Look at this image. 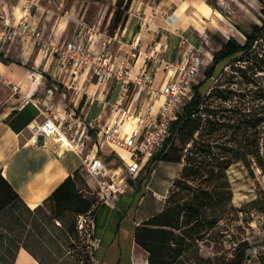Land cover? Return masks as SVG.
Segmentation results:
<instances>
[{"label": "crops", "instance_id": "crops-1", "mask_svg": "<svg viewBox=\"0 0 264 264\" xmlns=\"http://www.w3.org/2000/svg\"><path fill=\"white\" fill-rule=\"evenodd\" d=\"M89 1L112 9V14L117 0ZM247 1L256 8L255 1ZM256 1L262 8L264 0ZM84 2L85 0H40L33 15L32 26L39 28L36 25L38 19L39 22L41 20V25L49 23L50 18H54L49 15L51 11H57L56 15L66 11L87 22L85 18H90L87 16L90 4ZM18 3L19 0H0V12L16 13L20 8H17ZM239 3L246 10L245 14L247 10L255 14L247 2L239 0ZM260 10L258 16L261 15ZM126 14L124 24L110 32L117 34L124 41V44L120 45L115 40L108 48L111 58L118 61L130 52L129 44L134 37L140 38L138 47L144 50L148 49L153 41H160L161 45L165 46L162 51L164 61H174L178 59L182 37L195 44L199 43L202 33L210 39L207 30H211L213 21H220V16L224 18L221 0H132ZM235 17L236 15H233L230 18ZM245 22L249 25L257 23L251 18ZM100 29L108 32L101 27ZM53 31L54 27L50 29L49 36L55 38L57 31ZM76 33L74 24L67 25L59 42L66 40V37L73 38ZM211 61L212 58L206 59L207 65ZM54 67V59H44L29 41L17 40L13 44L5 45L0 52V176L19 195V198L0 212V218L12 214L16 216L20 208L33 212L48 204L50 209L48 197L68 175L73 174L82 165V157L79 154L65 151L51 137L41 135L35 143L29 140L31 125L44 119L42 105H36L30 100L40 87L35 82L39 80L45 85L42 101L46 102L56 94L61 105L65 106L69 93L72 105L80 106L79 111L85 114L88 120L96 118L100 111L90 115L91 105L111 93H108L107 89L112 82L99 86L93 81L86 85L89 98L87 97L88 101L82 102L81 105V94L64 87L53 74ZM39 69L44 70L43 78L39 77L43 73H37ZM164 77V73H157L159 85ZM108 101L112 102L109 99ZM182 168V163L161 160L147 179L138 185L134 182L133 187L118 196L112 206L102 205L98 208L93 216L97 264H148L147 251L134 240L135 229L165 207L169 192ZM157 194L163 196V199H158ZM11 264L45 262L27 246L21 245L17 248Z\"/></svg>", "mask_w": 264, "mask_h": 264}, {"label": "built area", "instance_id": "built-area-1", "mask_svg": "<svg viewBox=\"0 0 264 264\" xmlns=\"http://www.w3.org/2000/svg\"><path fill=\"white\" fill-rule=\"evenodd\" d=\"M24 1L19 13L0 12V52L5 45L17 40L29 41L44 59H54L53 74L64 87L77 94H86V85L93 81L99 86L110 82L113 83L111 86H118L115 100L103 101V106L108 108L103 123L98 117L87 120L77 110V105L61 109L60 103H43L37 97L30 99L36 105H42L44 119L31 125L29 140L35 143L41 135L51 137L65 151L79 154L82 165L96 185L98 203L94 205L95 211L102 205L112 206L118 196L133 187L141 171L169 137L173 122L194 94V86L204 77L205 59L213 56L211 40L204 33L200 34L198 44L182 37L178 59L169 62L162 57L165 46L160 41H153L144 50L138 47L140 38L134 37L129 44L130 52L118 61L112 59L108 51L115 40L124 44L117 34L102 31L97 24L80 22L71 39L59 42L47 38L42 29L32 26V10L38 0ZM158 72L165 74L160 85L157 83ZM111 90L108 88L107 92ZM132 121V128L127 131V124ZM92 136L95 140L86 150ZM102 143L120 154L128 153L126 167H108L97 154ZM157 198L162 200L163 196L157 194ZM94 214L88 212L78 216L80 231H88L86 223L90 219L93 221Z\"/></svg>", "mask_w": 264, "mask_h": 264}, {"label": "trees", "instance_id": "trees-1", "mask_svg": "<svg viewBox=\"0 0 264 264\" xmlns=\"http://www.w3.org/2000/svg\"><path fill=\"white\" fill-rule=\"evenodd\" d=\"M131 1H116L114 28L124 24ZM260 12V22L253 23L249 30L239 29L243 42L234 37L219 41L203 80L194 86V94L173 122L169 137L148 163V175L161 160L183 164L174 182L177 189L168 195L165 207L135 229L134 240L147 251L148 264H178L189 255L190 241L202 239L203 212L225 204L232 194L226 171L233 163L250 166L254 161L264 167V81L253 78L257 86L249 89L247 99L230 84L208 85L213 78L219 81L224 77L232 83L237 82L235 78L244 81L248 74L258 76V71H264V5ZM237 62H244V67H227ZM177 139L181 147L174 145ZM77 174L78 169L48 197L51 217L64 220L69 214L77 217L96 212L95 200L84 193ZM17 198L19 195L0 176V212ZM207 223L211 229L217 220ZM67 224V232L72 234L76 224ZM249 247L242 254L237 252L234 260L242 264Z\"/></svg>", "mask_w": 264, "mask_h": 264}, {"label": "rangeland", "instance_id": "rangeland-1", "mask_svg": "<svg viewBox=\"0 0 264 264\" xmlns=\"http://www.w3.org/2000/svg\"><path fill=\"white\" fill-rule=\"evenodd\" d=\"M243 1L249 4V1ZM252 1H255L257 4L256 8H253V5L249 4L253 11H255V14L248 10L247 14H245L246 10L239 3V0H221V12L224 18L220 16V21H213L211 30H207V34L211 39L210 46L213 47L212 52L220 47L219 41L227 40L230 37L243 42L244 35L239 29L243 31L250 29L249 26L251 25L245 22L249 18L257 23L260 22V15L258 16V13L261 5L256 0ZM24 3V0H19L17 5V8L20 7L18 13ZM84 3L90 4L87 9V16L90 18H85V20L89 24H97L109 33L112 32L114 28L112 21L113 13L111 14L112 9L106 8L95 1L85 0ZM38 6L37 4L32 10V15H35ZM56 12L51 11L49 13V15L54 17L50 18V25L49 23L41 25L42 22L41 20L39 22V19L36 22L39 28L42 27L40 29L44 31V35L47 38H54L49 36V31L53 27L54 31H57L54 39L59 41L62 31L67 25L71 26L74 24L77 29L80 22H85L84 19L78 18L66 11H62L59 15H56ZM233 15H236V17L230 18ZM66 38L68 39L69 37ZM205 63L203 67L204 71L208 67L206 59ZM243 63L237 62L227 67H244ZM248 67L254 66L249 65ZM226 70L229 71L228 68ZM43 72V69L37 71L38 74ZM44 76V73L42 76L39 75L42 78ZM253 78H258V81H264V71H258V76L248 74L244 81L241 78H235L237 82L232 83L229 81L231 79L225 80L224 77L219 81L213 78L209 81L208 85L214 86L216 83H223L222 86H225L230 84L229 87L237 93L245 94L244 98L247 99L250 97L249 89L257 86L256 80ZM240 80L242 81L241 83L239 82ZM35 83L41 88L39 87L34 97L42 101L45 96V85H42L39 80ZM108 88L112 89L110 95H107L105 99H101L100 101L96 100L90 107V115L100 110L97 116L100 123L105 121L107 116L106 111H108V108H105V105L103 106V101H108V99L114 101L118 93L117 85H109ZM81 95L83 103L88 101L87 94L82 93ZM67 97V105L65 106L61 105L59 97L56 94L47 100L55 104L60 103V108L62 109L63 107L72 106L71 94L67 93ZM237 99L240 98L237 97ZM47 100L46 102H48ZM42 102L46 103L45 101ZM228 102V104L238 103L235 101ZM94 140L93 136L88 139L86 150H89ZM174 145L181 147L178 139L175 140ZM98 149L97 154L106 161L107 166L110 168H119L120 166L124 168L129 162L128 153L121 152L120 154L113 151L107 143H102ZM100 149H103V151H100ZM104 153H107V155L104 156ZM148 168L147 164L135 181V185H138L149 177ZM226 175L232 193L231 196L225 204L207 208L203 212L202 220L205 222V229L200 233L202 239L190 241L191 248L189 249V255L181 259L178 264H239L238 261L234 260L235 254L237 252L242 254L246 246H250L252 251L242 264H264V167H260L254 161L250 166L245 165L243 162H236L227 169ZM77 180L80 186L85 189L84 193L93 198L96 205L98 203L96 185L94 182H91V178L83 165H80L78 168ZM174 189L177 188L173 184L169 195ZM212 219H216L217 223L213 228L209 229L207 222ZM71 221L76 224V230L72 234H69L67 232V223ZM78 221V216L74 217L70 214L64 220L51 217L48 204L35 209L33 212L20 208L16 216L12 214L11 216L1 217L0 264H11L17 248L21 245L27 246L45 264H97L95 261L96 243L93 235V221L91 219L87 221V227L85 226V228H88L87 232L84 229L80 231Z\"/></svg>", "mask_w": 264, "mask_h": 264}, {"label": "bare ground", "instance_id": "bare-ground-1", "mask_svg": "<svg viewBox=\"0 0 264 264\" xmlns=\"http://www.w3.org/2000/svg\"><path fill=\"white\" fill-rule=\"evenodd\" d=\"M133 121L127 124L126 130L129 131L132 128Z\"/></svg>", "mask_w": 264, "mask_h": 264}, {"label": "water", "instance_id": "water-1", "mask_svg": "<svg viewBox=\"0 0 264 264\" xmlns=\"http://www.w3.org/2000/svg\"><path fill=\"white\" fill-rule=\"evenodd\" d=\"M252 251V248L251 247H249V248H247L246 249V257H248V255H249V253Z\"/></svg>", "mask_w": 264, "mask_h": 264}]
</instances>
